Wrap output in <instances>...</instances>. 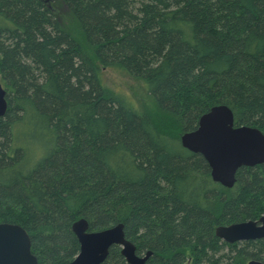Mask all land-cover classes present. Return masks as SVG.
Segmentation results:
<instances>
[{
	"label": "trees",
	"instance_id": "obj_1",
	"mask_svg": "<svg viewBox=\"0 0 264 264\" xmlns=\"http://www.w3.org/2000/svg\"><path fill=\"white\" fill-rule=\"evenodd\" d=\"M144 83L155 111L103 85ZM0 222L37 264L77 254L71 231L123 224L145 264L264 261V239L214 229L264 214V163L226 188L180 145L210 107L264 132V0H0ZM103 264H126L111 246Z\"/></svg>",
	"mask_w": 264,
	"mask_h": 264
},
{
	"label": "water",
	"instance_id": "obj_2",
	"mask_svg": "<svg viewBox=\"0 0 264 264\" xmlns=\"http://www.w3.org/2000/svg\"><path fill=\"white\" fill-rule=\"evenodd\" d=\"M5 95L0 84V118L7 109ZM179 142L189 152L201 155L209 167L211 179L226 188L233 187L240 168L264 163V132L252 126H235L232 110L225 104L210 107L199 117L196 129L181 134ZM71 231L79 248L66 264H103L113 245L119 247L126 264H145L152 255L150 250L141 256L136 253L121 223L90 231L87 221L80 218L72 223ZM214 234L229 244L264 239V215L257 220L218 225ZM0 264H37L30 236L22 226L0 222ZM246 264H264V261L252 259Z\"/></svg>",
	"mask_w": 264,
	"mask_h": 264
},
{
	"label": "rangeland",
	"instance_id": "obj_3",
	"mask_svg": "<svg viewBox=\"0 0 264 264\" xmlns=\"http://www.w3.org/2000/svg\"><path fill=\"white\" fill-rule=\"evenodd\" d=\"M102 80L106 88L125 95L138 109L154 113V103L147 94L144 83L141 80H135L124 73L112 69L103 70Z\"/></svg>",
	"mask_w": 264,
	"mask_h": 264
},
{
	"label": "flooded vegetation",
	"instance_id": "obj_4",
	"mask_svg": "<svg viewBox=\"0 0 264 264\" xmlns=\"http://www.w3.org/2000/svg\"><path fill=\"white\" fill-rule=\"evenodd\" d=\"M234 125H235V124H234ZM235 126H237V125H235ZM238 126H239V125H238ZM263 215H264V214H263ZM136 253H137V252H136ZM144 253H145V252H144ZM144 253H141V254L137 253V254L141 256V255H144Z\"/></svg>",
	"mask_w": 264,
	"mask_h": 264
}]
</instances>
